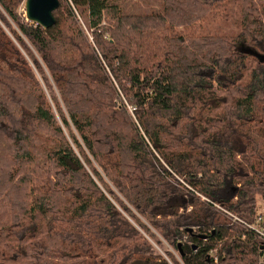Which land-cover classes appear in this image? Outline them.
I'll use <instances>...</instances> for the list:
<instances>
[{
	"label": "trees",
	"instance_id": "16d2710c",
	"mask_svg": "<svg viewBox=\"0 0 264 264\" xmlns=\"http://www.w3.org/2000/svg\"><path fill=\"white\" fill-rule=\"evenodd\" d=\"M59 1L0 0V264L264 263V0Z\"/></svg>",
	"mask_w": 264,
	"mask_h": 264
},
{
	"label": "water",
	"instance_id": "95a60500",
	"mask_svg": "<svg viewBox=\"0 0 264 264\" xmlns=\"http://www.w3.org/2000/svg\"><path fill=\"white\" fill-rule=\"evenodd\" d=\"M59 6V0H26L25 15L29 21L49 28L55 24L54 11ZM261 248L264 251V244L261 245Z\"/></svg>",
	"mask_w": 264,
	"mask_h": 264
},
{
	"label": "built area",
	"instance_id": "2783aa9c",
	"mask_svg": "<svg viewBox=\"0 0 264 264\" xmlns=\"http://www.w3.org/2000/svg\"><path fill=\"white\" fill-rule=\"evenodd\" d=\"M183 181V180H182ZM184 183V181H183ZM202 196V195H201ZM203 200L209 201L206 197L202 196ZM216 209L226 217L228 222L232 225L240 226L247 231L253 232L261 241L262 244H264V215L258 214L254 218V220H246L242 218L240 215L230 211L226 207L213 203ZM212 253H210L211 255ZM218 258H216L217 260Z\"/></svg>",
	"mask_w": 264,
	"mask_h": 264
},
{
	"label": "rangeland",
	"instance_id": "374dc122",
	"mask_svg": "<svg viewBox=\"0 0 264 264\" xmlns=\"http://www.w3.org/2000/svg\"><path fill=\"white\" fill-rule=\"evenodd\" d=\"M20 11L21 12H25V4L23 5V7H21V9H20ZM85 28V27H84ZM246 50H248V49H246ZM250 53H257L258 54V52L256 51H254V50H251V52ZM260 53V52H259ZM263 54V53H262ZM261 54V55H262ZM128 108H129V110H130V112L131 113H133L134 112V108L132 107V106H129L128 105ZM223 206V205H222ZM260 209H259V212L260 213H263L264 214V205L262 204V203H260ZM223 218H225V220H226V217L223 215ZM227 221V220H226ZM157 233V232H156ZM161 240H162V238H161V236H159L158 235V233L156 234ZM157 247V251L160 253V254H164V252H166L167 250H171L172 251V249H171V247H170V245L165 241V240H162V245H159V246H156ZM162 254V255H163ZM164 256V255H163ZM165 257V259H167V261H169V259L166 257V256H164Z\"/></svg>",
	"mask_w": 264,
	"mask_h": 264
},
{
	"label": "crops",
	"instance_id": "0c3cea01",
	"mask_svg": "<svg viewBox=\"0 0 264 264\" xmlns=\"http://www.w3.org/2000/svg\"><path fill=\"white\" fill-rule=\"evenodd\" d=\"M260 214L264 215L263 213H260Z\"/></svg>",
	"mask_w": 264,
	"mask_h": 264
}]
</instances>
